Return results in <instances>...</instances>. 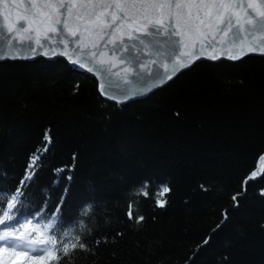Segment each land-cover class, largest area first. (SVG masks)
Wrapping results in <instances>:
<instances>
[{"label": "trees", "instance_id": "1", "mask_svg": "<svg viewBox=\"0 0 264 264\" xmlns=\"http://www.w3.org/2000/svg\"><path fill=\"white\" fill-rule=\"evenodd\" d=\"M261 155L264 57L197 63L122 106L64 60L0 63V194L21 192L7 224L55 214L88 248L45 264H264V175L244 183ZM145 182L170 188L164 207Z\"/></svg>", "mask_w": 264, "mask_h": 264}, {"label": "snow or ice", "instance_id": "2", "mask_svg": "<svg viewBox=\"0 0 264 264\" xmlns=\"http://www.w3.org/2000/svg\"><path fill=\"white\" fill-rule=\"evenodd\" d=\"M42 25L47 26L43 40H52L48 35L52 33L55 42L64 45L59 55L98 73L101 95L117 103L145 95L202 57L238 61L249 54L264 56V0H0V60L27 58L21 54H36L37 48H46L41 40ZM33 40L37 48L31 46ZM57 51L48 48L44 54ZM106 54L108 59L103 58ZM118 64L124 66L123 75L113 71ZM44 140L21 185L32 179L42 153L48 151L52 138L47 132ZM259 160L264 162V155ZM56 171L59 174L65 169ZM258 174L264 175V165H258L244 183ZM170 191L162 185L152 193L145 182L137 194L164 207ZM20 195V189L10 199L0 194L8 200L7 209L0 208V225L5 226L0 228V264H5V256L20 253L30 259L47 256L58 262L64 257L71 260L76 250L88 251L80 234L72 229L59 232L55 214L43 224L27 220L20 225L25 232L8 226ZM127 216L136 223L144 219L133 203L128 205ZM80 227L83 231L84 225ZM32 233L41 239H32Z\"/></svg>", "mask_w": 264, "mask_h": 264}, {"label": "water", "instance_id": "3", "mask_svg": "<svg viewBox=\"0 0 264 264\" xmlns=\"http://www.w3.org/2000/svg\"><path fill=\"white\" fill-rule=\"evenodd\" d=\"M13 18H15V9L13 10ZM46 27H47L46 25H42L41 28H40L41 40H42V42L46 43V45H47L46 48H43V49L37 48V45L35 43V40H33L31 42V46L33 48H37V53L36 54H21L22 56H26L27 58H16V59L9 58V59H3V60H0V63L6 62V61H9V62H14V61L33 62V61L38 60V59H44L46 61L64 60L71 68L80 70V71L84 72L88 77L93 78L97 82V84H98V90H99V85L101 83V80L99 79V74L98 73L89 72L87 70V67L81 68L78 64L71 63L69 61L68 57L63 56V55H59V50L63 49L64 48V45L63 44H57L55 42V37H54V35L52 33H48L49 36H52L53 37L52 40H50V41H44L43 40V33H44ZM65 35H67V33H65ZM70 39H74V38H70ZM93 39H95V37H93ZM209 39H211V37H209ZM217 39H219V37H217ZM85 42H87V40ZM71 47H75V45H72ZM108 47H110V45ZM197 47H199V45H197ZM48 48H57L58 49L57 54H55V55H45L44 53L48 50ZM216 48H217V52H219L220 45L218 43L216 44ZM247 56L264 57V56H261L259 54H249ZM247 56H245V57H247ZM73 58H75V57H73ZM103 58L104 59H108V55L106 54ZM220 61L236 62V61L229 60V59H227L226 57H223V56L220 59L215 60V61L210 60V59H207L206 57H202L201 59L195 61L194 64L190 68L183 69L181 72L177 73V75L175 77H173V79L167 81L165 84H163V85H161L159 87L153 88L151 91L147 92L145 95L136 96V97L131 98V99L127 100V101H124L123 103H117L116 100H114V99H109V98H107L106 96H103V95H101V96L104 99H106L107 101L112 102V103H115L117 105H121V106L122 105H125V104H127L129 102L143 100V99L147 98L148 96H150L151 94H153L154 92H156L157 90L162 89L165 86H167L168 84H170L182 72L191 69L197 63H200V62L217 63V62H220ZM95 66L96 67H99L98 64H96ZM123 67H124L123 65L118 64L117 67L113 69V71L119 72L120 75H123V72H122Z\"/></svg>", "mask_w": 264, "mask_h": 264}, {"label": "rangeland", "instance_id": "4", "mask_svg": "<svg viewBox=\"0 0 264 264\" xmlns=\"http://www.w3.org/2000/svg\"><path fill=\"white\" fill-rule=\"evenodd\" d=\"M20 230H21V232L26 231V229H20ZM31 235H32V239H34L33 233ZM34 240H36V239H34ZM4 262H5V264H45L44 257L40 258V259H30L24 253H20V254L15 255V256H5Z\"/></svg>", "mask_w": 264, "mask_h": 264}]
</instances>
